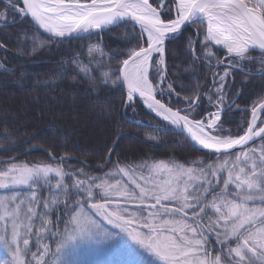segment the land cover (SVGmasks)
Listing matches in <instances>:
<instances>
[{
  "label": "snow or ice",
  "instance_id": "1",
  "mask_svg": "<svg viewBox=\"0 0 264 264\" xmlns=\"http://www.w3.org/2000/svg\"><path fill=\"white\" fill-rule=\"evenodd\" d=\"M45 54L61 58L41 78ZM17 93L54 121L86 99L116 131L69 151L53 124L45 147L0 107V264H105L80 253L109 247L120 264H264V0H0V97ZM138 100L155 123L128 115ZM121 121L197 157H134Z\"/></svg>",
  "mask_w": 264,
  "mask_h": 264
},
{
  "label": "trees",
  "instance_id": "2",
  "mask_svg": "<svg viewBox=\"0 0 264 264\" xmlns=\"http://www.w3.org/2000/svg\"><path fill=\"white\" fill-rule=\"evenodd\" d=\"M124 29H117L115 34L122 35ZM95 38H93L94 42ZM104 42L110 47H116L119 45L121 48L125 47V44L121 43L119 40L110 39V34H104ZM83 44L89 43V41H83ZM74 46H78V44L74 43ZM65 56L68 55L67 49L64 50ZM61 57L59 55H49L45 54L40 56L31 71L39 73L41 78L45 77V74L52 72L56 68L55 61L59 60ZM259 78L256 79L254 84L249 85V88L253 90H258L259 86ZM56 99H59V93H54ZM103 93L100 97V104L103 103ZM251 99H255V95H252ZM251 99L245 96L240 100L241 107H244L246 104H251ZM53 101H49L52 103ZM92 103H97L96 98H93ZM90 102L86 99L77 98L73 103L71 100L65 99L63 101L62 107H57L52 109L53 112L62 111L64 114V118L60 120H51L50 123L44 121L46 117H50L49 115H41L40 108L34 104H29L27 109L22 107V101L20 98V94L17 93L15 100H4L0 97V107L11 108L17 113L20 114V119L12 125V127L20 129V135L17 137L18 140L31 139L33 135L37 137L34 144L42 145V146H50L52 144V140L50 139L55 133L50 131V125H56L59 131L63 132V134L68 138L67 148L69 151H73L75 149L79 150H97L99 146L105 140H110L113 136V133L116 131V128L113 124H111L108 120H103L98 118V116L89 109ZM137 102L136 105H138ZM28 110V111H27ZM128 115L134 116L136 119L141 121H148L149 123H155L154 116L151 115L147 110L143 107H139L138 112H133L132 109L128 110ZM241 113L237 115H232L229 119L239 121L241 119ZM86 119L89 121H96V127L83 126L82 119ZM116 119L120 120V112L117 111ZM75 121L77 125H75ZM122 123V131L127 133L133 131L135 128L130 126L127 122L121 121ZM234 127V126H233ZM25 131L28 133L27 136L24 135ZM167 143L163 144H151V143H142L138 142L132 137H125L121 143L120 147L123 151L132 154L134 157L146 156L150 159H168L169 157L173 159H178L183 162L186 158L192 159L196 158L197 154L181 152L175 150L172 147V142L174 140H182L180 136H169L165 138ZM144 145V147L142 146ZM23 152V149L20 150ZM58 155L61 153H57ZM26 159L32 158H40L47 159V155L42 151H35L31 154L30 157H25Z\"/></svg>",
  "mask_w": 264,
  "mask_h": 264
},
{
  "label": "rangeland",
  "instance_id": "3",
  "mask_svg": "<svg viewBox=\"0 0 264 264\" xmlns=\"http://www.w3.org/2000/svg\"><path fill=\"white\" fill-rule=\"evenodd\" d=\"M82 119V124L83 126H93L96 127L97 123L96 121L92 122L86 119ZM75 125H77L76 121H75ZM130 243V241H129ZM0 255H2V253H0ZM80 258L81 259H85V260H101L104 261L105 264H120L121 261H126L129 259H133V257L129 256L128 251L126 248L124 247H109L106 248L105 250H103L100 253H97L93 250L90 249H84L81 253H80Z\"/></svg>",
  "mask_w": 264,
  "mask_h": 264
},
{
  "label": "bare ground",
  "instance_id": "4",
  "mask_svg": "<svg viewBox=\"0 0 264 264\" xmlns=\"http://www.w3.org/2000/svg\"><path fill=\"white\" fill-rule=\"evenodd\" d=\"M137 102H139V100L137 101ZM139 107H143L145 110H147L146 109V107L141 103V102H139V104L138 105H136V109H135V112H138L139 111ZM28 111V110H27ZM133 111V110H132ZM148 111V110H147ZM239 112H237V113H235L234 115H237ZM151 115H153V114H151ZM231 117V116H230ZM46 120H47V122L48 123H50L51 122V118L50 117H46L45 119H44V121L46 122ZM143 122H145V123H149L148 121H143ZM49 130H50V128H48ZM144 131H146V130H137V129H134L133 131H131L132 133H133V135L134 136H139V139H135L136 141H140V142H142V143H146V142H143L144 141ZM134 139V138H133ZM143 147H144V145H142ZM25 158V157H24Z\"/></svg>",
  "mask_w": 264,
  "mask_h": 264
}]
</instances>
